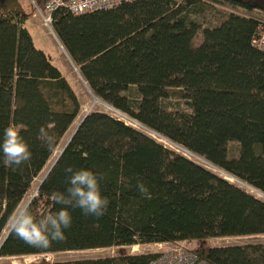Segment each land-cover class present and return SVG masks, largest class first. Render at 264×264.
<instances>
[{
    "label": "trees",
    "instance_id": "obj_1",
    "mask_svg": "<svg viewBox=\"0 0 264 264\" xmlns=\"http://www.w3.org/2000/svg\"><path fill=\"white\" fill-rule=\"evenodd\" d=\"M35 2L40 8L44 0ZM213 4L263 19L218 10L202 27L191 17ZM32 14L19 0H0V143L16 125L31 153L8 166L0 151V258L114 247L110 257L30 264H145L158 253L125 248L184 242L195 243L187 247L209 264H264V243H206L263 235V201L97 110L85 114L29 201L34 216L60 210L51 196L68 187L65 170L87 169L103 176L105 214L68 208L71 227L47 247L29 245L7 227L80 109L68 81L34 45L25 26ZM261 22L264 0H136L82 15L58 10L52 30L100 102L264 194V52L251 45ZM42 127L55 136L51 150Z\"/></svg>",
    "mask_w": 264,
    "mask_h": 264
},
{
    "label": "rangeland",
    "instance_id": "obj_2",
    "mask_svg": "<svg viewBox=\"0 0 264 264\" xmlns=\"http://www.w3.org/2000/svg\"><path fill=\"white\" fill-rule=\"evenodd\" d=\"M25 9L30 7V3L28 0H19ZM214 10H202L198 12L191 13V17L196 20L198 23L201 24L202 27L209 26L212 24L217 17L218 10L223 11H232L235 13L240 14H248L251 17L258 18L262 20V15L258 12H250L244 13L239 10H235L230 8L229 6L213 4ZM28 31L31 37L34 39L35 46L46 53L51 63L65 75V79L68 81L69 85L71 86L72 90L77 96V99L80 104L79 113L76 116L75 120L72 122L70 127L61 137L57 147L55 148L53 154L50 156L48 161L46 162L45 166L39 172L37 177L33 180L32 186L30 191L27 195L21 200L18 208L16 209L15 213L22 208L24 204H26L32 196L35 194V188L43 178L44 174L48 171L49 167L53 164L54 160L60 154L63 146L69 139L70 135L76 128L77 124L81 120V118L92 110H97L100 112H104L109 114L112 117L118 118L123 121L125 124L144 132L145 134L149 135L157 142L161 143L163 146L167 147L174 152L183 155L187 159L191 160L192 162L202 166L203 168L217 174L218 176L223 177L233 185L239 187L240 189L244 190L245 192L251 194L252 196L256 197L257 199L264 202V194L260 191L252 188L251 186L233 178L225 175L222 171L218 170L207 161H205L202 157L191 154L176 146L175 144L167 141L164 138L157 136L156 134L148 131L144 127L140 126L136 122L132 120L126 119L121 115L113 112L108 105L100 101H94L92 94L86 87V84L80 77L76 67L71 62L70 58L68 57L66 51L58 41L56 35L50 33L42 25L40 21L36 17H30V20L27 22ZM201 36L198 33L194 40L193 45L196 46L200 42ZM236 143L232 142L229 144L230 155H236ZM14 213V214H15ZM13 214V216H14ZM12 216V218H13ZM12 218L9 221L7 227L12 223ZM6 234V230L2 232L0 235V241L2 237ZM210 247H219V246H226V245H240V244H248V243H264V234L263 235H256V236H249V237H220V238H211L208 239L206 242ZM170 244H144V245H133L126 247V251L129 254H148V253H159L163 249L167 248ZM189 248L196 247L195 243L187 245ZM117 249L112 248H104V249H89V250H81V251H67V252H60V253H52V254H43V255H30V256H20V257H8V258H0V264H30L36 263L41 260L46 262H54V261H72V260H81V259H96V258H103V257H110L115 255Z\"/></svg>",
    "mask_w": 264,
    "mask_h": 264
},
{
    "label": "clouds",
    "instance_id": "obj_3",
    "mask_svg": "<svg viewBox=\"0 0 264 264\" xmlns=\"http://www.w3.org/2000/svg\"><path fill=\"white\" fill-rule=\"evenodd\" d=\"M40 135L51 150L55 143L54 134L42 127ZM0 151L4 156V164L8 166H20L31 157L29 146L16 125H10L4 130ZM65 171L71 174L67 180L68 187L64 193L54 192L51 196L52 208L59 204L60 210H47L34 216L30 211L31 201H28L12 218L11 227L14 233L31 246L47 247L52 241L64 239V231L72 223L68 208H79L83 214L97 218L105 214L108 200L102 197L98 182L103 176L98 177L87 169L74 171L69 167ZM138 189L146 198H151L143 183L138 184Z\"/></svg>",
    "mask_w": 264,
    "mask_h": 264
},
{
    "label": "built area",
    "instance_id": "obj_4",
    "mask_svg": "<svg viewBox=\"0 0 264 264\" xmlns=\"http://www.w3.org/2000/svg\"><path fill=\"white\" fill-rule=\"evenodd\" d=\"M33 9V17H36L42 27L53 33L52 18L53 14L58 10H65L72 15H82L96 11L108 10L118 7L124 3L136 0H44L43 6L38 7L35 0H28ZM251 45L258 50L264 52V22L258 27L255 37L251 40ZM113 112L126 117L109 107ZM118 119V118H117ZM120 120V119H119ZM131 121V120H130ZM134 122V121H133ZM145 264H209L201 260L196 254L189 249L184 242L169 245L160 251L155 258Z\"/></svg>",
    "mask_w": 264,
    "mask_h": 264
},
{
    "label": "water",
    "instance_id": "obj_5",
    "mask_svg": "<svg viewBox=\"0 0 264 264\" xmlns=\"http://www.w3.org/2000/svg\"><path fill=\"white\" fill-rule=\"evenodd\" d=\"M92 96H93V95H92ZM93 99H94V101H99V100H98L96 97H94V96H93ZM84 116H85V115H84ZM84 116H83V117H84ZM83 117L81 118V120L83 119ZM81 120L79 121V123L81 122ZM79 123L77 124V126L79 125ZM77 126H76V127H77ZM75 130H76V128L74 129V131H75ZM74 131L72 132V134L74 133ZM72 134L70 135V137L72 136ZM70 137H69V139H70ZM69 139H68V140H69ZM68 140H67V142H68ZM55 160H56V159H55ZM51 166H52V165H51ZM51 166H50V167H51ZM50 167H49V169H50ZM49 169H48V170H49Z\"/></svg>",
    "mask_w": 264,
    "mask_h": 264
},
{
    "label": "crops",
    "instance_id": "obj_6",
    "mask_svg": "<svg viewBox=\"0 0 264 264\" xmlns=\"http://www.w3.org/2000/svg\"><path fill=\"white\" fill-rule=\"evenodd\" d=\"M30 17H33L32 15L31 16H29L28 18H27V20H26V22H25V26H26V28H27V30H28V27H27V22L30 20ZM29 32V31H28ZM33 39V38H32ZM33 42H34V39H33ZM34 44H35V42H34ZM61 74L65 77V75L61 72ZM163 244H166V243H163ZM160 245V244H159Z\"/></svg>",
    "mask_w": 264,
    "mask_h": 264
}]
</instances>
